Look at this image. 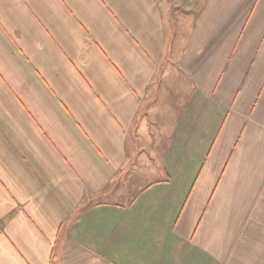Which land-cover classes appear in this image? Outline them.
I'll use <instances>...</instances> for the list:
<instances>
[{
	"label": "crops",
	"instance_id": "crops-1",
	"mask_svg": "<svg viewBox=\"0 0 264 264\" xmlns=\"http://www.w3.org/2000/svg\"><path fill=\"white\" fill-rule=\"evenodd\" d=\"M0 264H264V0H0Z\"/></svg>",
	"mask_w": 264,
	"mask_h": 264
}]
</instances>
